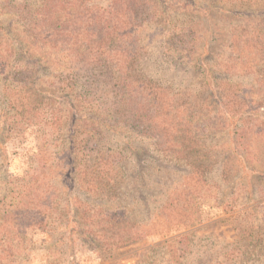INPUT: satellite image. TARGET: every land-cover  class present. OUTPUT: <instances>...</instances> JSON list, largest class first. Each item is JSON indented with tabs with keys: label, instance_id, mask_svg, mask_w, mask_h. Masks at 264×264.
<instances>
[{
	"label": "rangeland",
	"instance_id": "1",
	"mask_svg": "<svg viewBox=\"0 0 264 264\" xmlns=\"http://www.w3.org/2000/svg\"><path fill=\"white\" fill-rule=\"evenodd\" d=\"M109 2L62 0L55 7L61 12L79 9L84 16L98 14ZM241 3L222 0L214 6L216 31L208 48L209 55L226 57L228 42L238 32L244 38L253 31L262 34L243 45L238 64L246 69L238 73L245 76L230 78L256 111L248 120L241 112L248 103L228 108L209 101L211 118L221 121V129L198 130L184 138L181 150L190 145L199 159V172L189 177L185 159L172 161L169 152L155 149L153 140L109 126L102 128L105 158L85 152L78 157L79 161L82 156L80 166L69 163L68 128L55 132L52 123L56 118L65 121L70 104L56 90L81 70L73 71L67 64L66 47L55 52L38 32L34 36L37 30L22 12H35L40 0H0V62L15 41L41 60L40 79L28 89L11 79L21 68L20 58L9 59L6 71L0 70V264H264V137L247 128L264 122V89L258 85L264 73L255 70L264 68V25L252 19L245 32L233 29L243 22L236 14L252 18L264 8V0L243 7ZM163 28H145L147 56L132 76L168 86L175 99L199 94L195 64H179L166 53ZM66 29H74L73 24L68 28L65 23L64 33ZM87 75L82 80L90 81ZM34 87L41 97L37 105H27L24 93ZM81 103L76 119L86 124V117L97 119L86 108L87 100ZM93 158L96 165L91 170L87 167ZM96 174L105 181L115 179L116 194L115 187L97 197L84 192L89 183L107 191L101 178H93ZM176 202L185 206L177 219L183 223L159 233L157 226ZM112 217L125 221L112 223ZM84 232L97 236L98 244H87L81 237ZM130 238L139 241L132 243Z\"/></svg>",
	"mask_w": 264,
	"mask_h": 264
},
{
	"label": "trees",
	"instance_id": "2",
	"mask_svg": "<svg viewBox=\"0 0 264 264\" xmlns=\"http://www.w3.org/2000/svg\"><path fill=\"white\" fill-rule=\"evenodd\" d=\"M61 1L40 0L35 12L27 11L22 14L26 15L37 30L35 37L38 32L47 45L56 49H53L55 52L61 53L63 47H66L64 59L67 64L73 65V71L81 70L79 74L74 73L71 78H65L56 90L62 93L61 100L67 105L70 104V112L64 117L65 121L56 118L52 123L55 132L61 133L68 128V148L65 153L69 163L80 166L85 152H94L99 159L105 158L108 148L102 128L109 126L126 129L153 140L155 149L169 152L172 161L185 159L189 177L196 171L199 172L196 166L199 159L195 157L193 148L189 145L181 150L184 138L198 130L217 133L221 129V121L211 118L209 101L215 99L218 106L228 108L233 105L244 106L249 102L247 94L240 95V90H237V85L231 84L230 78L234 75L245 76L238 73L246 69L245 64H238L243 59V45L262 34L253 31V36L244 38L238 32L228 42V56H212L209 55L208 48L216 31L212 23V10L222 0H110L106 8L98 14L88 12L84 16L79 9L61 12V9L55 7ZM240 2L243 7L248 3L259 4L261 0ZM239 17L243 22L238 27L233 26V29L241 28L245 32L244 26L252 23V19L264 25V8L252 18L236 14V18ZM65 23L68 28L70 23L73 24L74 29H66L64 33ZM150 24L164 26L166 53L177 57L179 64L189 61L195 64L196 76L200 78L199 94H180L175 99V96L171 97L168 86L150 78L135 79L132 76L131 73L140 71L139 66L146 59L143 34ZM11 58V62L21 59V68L11 73V79L23 84L25 89L32 83L36 86L40 79L37 73L41 72V60L19 41L12 42L5 49L0 62L1 71H6V62ZM260 68L263 67L255 70L264 73V68ZM83 74H88L90 81L82 80ZM258 85L264 89V77L259 80ZM204 94L206 95L203 96ZM40 95V89L34 87L24 93L23 99L27 105H37L36 99ZM84 99L87 100L86 108H90V112L97 117L95 120L90 118V121L86 117L89 124L76 119ZM252 106V103H248L247 109L241 111L248 120L256 111ZM251 127L247 126L248 129H256L258 135L264 137V122H258ZM182 153L186 155L182 156ZM90 163L86 167L92 170L96 165V158ZM102 177L96 174L93 178H101L106 192H102L101 188L98 189L92 183L83 188V191L91 197H97L99 192L111 193V189L115 187L113 193L116 194V180L110 178L105 181L104 176ZM78 203L81 204L79 200ZM174 204L175 207L163 218L164 222L157 226L161 229L159 233L167 232L183 223V220L179 222L177 219L185 206L178 202ZM110 219L112 223L125 221L123 218ZM81 237L87 244H98L97 236H90V232H84ZM120 239L129 240L124 237ZM135 241H139V238H130V242Z\"/></svg>",
	"mask_w": 264,
	"mask_h": 264
}]
</instances>
